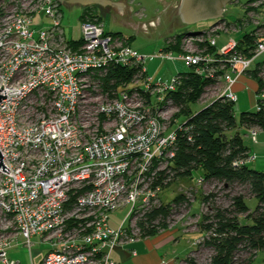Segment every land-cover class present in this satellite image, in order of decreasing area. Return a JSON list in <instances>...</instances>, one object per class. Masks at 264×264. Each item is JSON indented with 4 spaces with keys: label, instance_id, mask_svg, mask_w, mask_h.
Segmentation results:
<instances>
[{
    "label": "built area",
    "instance_id": "2783aa9c",
    "mask_svg": "<svg viewBox=\"0 0 264 264\" xmlns=\"http://www.w3.org/2000/svg\"><path fill=\"white\" fill-rule=\"evenodd\" d=\"M219 28L184 36L177 57L164 51L159 58L182 61L216 81L210 99L236 103L235 84L256 71L264 55V31L246 54L233 38L218 47ZM146 59L103 22L86 19L80 45L72 46L58 0L0 2V94L6 92L0 153L10 172L0 169V264H21L9 258L20 238L30 255L35 239L50 246L38 264H118L111 254L124 237L128 245L141 240L137 220L160 203L165 188L153 184L173 159L182 129L170 97L181 77L157 80L147 73ZM112 66L135 73L129 83L105 92L102 80ZM256 111H264V90L257 92ZM258 131L250 129L254 141ZM121 208L128 214L113 229L110 213ZM131 226L136 238L128 235Z\"/></svg>",
    "mask_w": 264,
    "mask_h": 264
},
{
    "label": "trees",
    "instance_id": "16d2710c",
    "mask_svg": "<svg viewBox=\"0 0 264 264\" xmlns=\"http://www.w3.org/2000/svg\"><path fill=\"white\" fill-rule=\"evenodd\" d=\"M81 19L84 20L83 15ZM223 22L226 21L222 20L221 24ZM113 34L121 36L120 33ZM187 35L202 36L206 32L181 34L176 37L177 44ZM240 42L253 48L255 39L252 41L247 33ZM80 43L81 39L70 42L74 46ZM175 47L177 50L178 47ZM171 48L169 46L166 51ZM240 51L249 54V48L240 46ZM261 70H264V63H259L250 75L257 80L259 91L264 90V78L259 77ZM134 73L133 68L112 66L102 80L103 91H116L129 83ZM179 76L181 84L170 97L173 107L179 109L174 118L179 120L184 117V121L177 133L174 157L166 170L157 172L153 185L164 189L178 180L194 179L197 172H202V186L212 188L204 192L200 200L208 210L202 215L199 229L207 233L206 242L202 244L213 253L209 264H254L257 254L264 252V172L237 164L249 157V149L239 128L264 131V111L244 112L237 117L235 103L224 97L212 100L199 111H193L191 106L202 103L204 97L214 91L217 82L192 70ZM237 185L248 189L247 197L235 193ZM221 193H229L225 206L216 204ZM191 199L180 195L172 204L160 202L142 214L137 220L140 239L155 237L168 230L172 218L182 212L181 206L190 207ZM252 199L257 201L254 209L247 204V200ZM241 251L251 252L250 257L240 259L237 255ZM184 261L196 264L189 256Z\"/></svg>",
    "mask_w": 264,
    "mask_h": 264
},
{
    "label": "rangeland",
    "instance_id": "374dc122",
    "mask_svg": "<svg viewBox=\"0 0 264 264\" xmlns=\"http://www.w3.org/2000/svg\"><path fill=\"white\" fill-rule=\"evenodd\" d=\"M2 0H0L1 2ZM118 4L123 2L127 5L125 13H121L118 7L108 6L106 8L99 5H89L85 7L62 5L63 12V27L68 39L79 40L82 37V22L81 16L84 19L93 22H103L105 29L109 33H120L125 37L126 44L137 50L147 59L145 68L148 74L155 77L157 80H162L165 83H170L178 73H184L190 70L182 61H163L159 58L163 53V49L168 44L177 43L176 37L181 34L201 33L210 29L217 20H208L197 24H185L178 15V8L181 0H110ZM258 0H235V2L227 6L224 14V20L221 28L214 29V33L219 35V47L225 44L229 38L237 40L241 47H249L242 44L240 40L244 35L249 33L250 39L253 41L260 32L264 31L256 27L258 20L264 21V3L254 7ZM131 8L132 10H128ZM260 11V12H259ZM256 12V13H255ZM260 14H259V13ZM225 23L226 26L224 25ZM231 25H228V24ZM219 25V26H220ZM264 26V25H263ZM230 33V35H228ZM262 34V33H261ZM170 42V43H169ZM249 44V41H247ZM182 45V44H181ZM180 51H183L181 49ZM177 57V53H173ZM153 59H149V58ZM215 88H213L214 90ZM248 91V90H247ZM239 93L238 102L235 104V114L237 117L244 112H252L256 110L255 94L251 95L248 92ZM214 91L207 94L205 102L210 103ZM252 97V98H251ZM203 102V103H205ZM203 103L192 105L193 111L201 110L205 105ZM207 103V104H208ZM175 112V111H174ZM171 114V113H170ZM174 113H172L173 115ZM172 115H169L172 117ZM176 115V114H175ZM179 123L184 121V117L180 118ZM174 122V118L170 120ZM177 127V124L174 128ZM239 132L244 139V143L248 147L254 146L250 140L249 130L247 128H239ZM264 162V161H263ZM257 161L252 163L250 167L257 171L264 172V163ZM201 175L196 174L194 179H181L171 184L159 193V200L164 205L172 204L180 195L192 198L190 207H182V212L177 213L172 218L169 230L177 231L180 240L175 245L166 248L160 255L167 258H179L176 264H189L184 261L188 256L196 261V264H209L210 258L213 255L212 250L204 247V238L207 233L201 232L199 229L202 223V215L208 212L200 202L204 192L212 190V188L202 186L199 183ZM236 194L248 195V189L244 186L237 185L234 189ZM229 193H221L217 200L218 206H225L227 201L226 196ZM249 207L254 209L257 201L247 200ZM128 208H121L109 216V225L113 229H118L126 219ZM128 224V223H127ZM130 237L136 238L133 233L132 226L128 230ZM124 237L123 246H128ZM128 241V240H127ZM24 240L20 238L14 247L9 251V258L15 261H20L21 264H31V255L33 256L34 264L40 263L50 250L48 244H40L37 239L33 240L35 246L30 255L28 249L23 247ZM206 242V241H205ZM204 242V243H205ZM18 244V245H17ZM251 253V252H250ZM249 251H241L237 256L240 259H248ZM159 255V256H160ZM161 259V258H160ZM130 264H137L134 259ZM254 264H264V252L257 254Z\"/></svg>",
    "mask_w": 264,
    "mask_h": 264
},
{
    "label": "crops",
    "instance_id": "0c3cea01",
    "mask_svg": "<svg viewBox=\"0 0 264 264\" xmlns=\"http://www.w3.org/2000/svg\"><path fill=\"white\" fill-rule=\"evenodd\" d=\"M113 3H114L113 6L115 8L118 7L119 8L118 10L121 11V13L124 14L125 11L127 10V5L125 3H123V2H121V3L119 2L118 4H116L115 2H113ZM65 5L76 6V7H85L86 8V6L78 5V4H75V5L65 4ZM128 10L131 11L132 9L129 8ZM63 18H64V16H63ZM210 29H207L204 32L207 33ZM65 35H66V33H65ZM121 37L125 38L122 35H121ZM66 38H67V36H66ZM67 40L69 42L76 41V40L68 39V38H67ZM176 44L177 43L168 44L163 49V51H166V49L169 46H172V48L168 51L173 52V53H177V54L181 53V51H180L181 50V44L180 43L177 45ZM175 46L178 47L177 50L175 49L176 48ZM218 47H219V41H218ZM211 53L215 54L216 50H211ZM149 59H153V58L151 57ZM259 62L264 63V55L261 57ZM147 73H148V71H147ZM179 74L180 73H178L176 76H178ZM258 90H259V84H258L257 80L252 78L250 75H247V76L245 75V76L240 77L238 79V82L234 86V92L236 95H238L239 93L247 91L248 94H251V95L255 94V97H256ZM237 102H238V96H237ZM207 103L208 102H205L203 104L206 105ZM249 134H250V129H249ZM250 140L254 146H252V147H248L246 145L245 146L249 149V156L255 157V159L253 161L249 162L248 166H250L252 163H256L257 161H262V162L264 161V131H261V130L258 131L257 136H256V141H254L250 135ZM201 173L202 172H197L196 174L201 175ZM200 177H202V176H200ZM179 240H180L179 233H177V231L175 232V231L168 229V230L164 231L163 233H161L155 237H149L146 239H141L138 242H136L135 244L128 245V246L120 245L111 254V259L118 264H130L134 259L136 260L137 264H176L178 261H180L179 258H173V257L167 258L166 256L160 255L159 252L162 253V251H164L169 246H171L173 244L176 245L179 242Z\"/></svg>",
    "mask_w": 264,
    "mask_h": 264
},
{
    "label": "water",
    "instance_id": "95a60500",
    "mask_svg": "<svg viewBox=\"0 0 264 264\" xmlns=\"http://www.w3.org/2000/svg\"><path fill=\"white\" fill-rule=\"evenodd\" d=\"M62 5L65 4H78L83 6L99 5L104 8L113 6V2L109 0H58ZM235 0H181L178 8V15L185 24H197L199 22L208 20H217L212 28L217 27L224 20V14L227 6ZM4 89V85L1 87L0 92ZM5 92V91H4ZM5 97L0 94V103ZM0 169L5 173H10L7 167L3 163V156L0 153ZM3 253H0V255Z\"/></svg>",
    "mask_w": 264,
    "mask_h": 264
}]
</instances>
